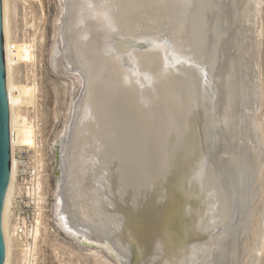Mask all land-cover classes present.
<instances>
[{"label":"bare ground","instance_id":"obj_1","mask_svg":"<svg viewBox=\"0 0 264 264\" xmlns=\"http://www.w3.org/2000/svg\"><path fill=\"white\" fill-rule=\"evenodd\" d=\"M83 1L57 0L51 65L74 77L77 95L53 146L59 228L117 264L130 263L129 242L143 250L142 264H174L167 245L178 253L189 238L195 241L178 264H258L264 250V136L253 117L262 94L255 85L259 49L252 35L258 0L88 3V17L104 27L114 24L108 14L114 10L123 36L157 37L146 44L150 52L132 54L140 58L135 76L148 69L145 81L132 78L141 91L135 84L117 86V63L101 52L104 35L89 28L80 42L85 30L73 25ZM7 3L2 11L13 151L18 98L10 73L34 56L30 43L11 42ZM110 41V47L117 42ZM85 101L90 113L81 123ZM13 179L12 161L8 202ZM171 190L189 228L182 233L177 220H169L167 232L175 237L166 245L165 214L178 204ZM40 229L37 219L24 264H30Z\"/></svg>","mask_w":264,"mask_h":264},{"label":"rangeland","instance_id":"obj_2","mask_svg":"<svg viewBox=\"0 0 264 264\" xmlns=\"http://www.w3.org/2000/svg\"><path fill=\"white\" fill-rule=\"evenodd\" d=\"M7 2L11 42L15 45L20 42L30 43L34 56L31 62H21L13 66L10 73L14 95L18 98L14 107L12 150L19 146L31 151L40 167L41 200L35 220L40 221L41 229L33 247L30 264H117L101 251L79 245L59 228L54 215L56 176L53 146L68 120L71 101L77 97L72 87L74 77L62 75V72L55 70L51 62L58 27V2L57 0H7ZM257 2L255 8L260 12L256 11L252 35L258 41L256 42L259 50L254 74H257L255 85H258L256 86L260 88L262 94L260 106L255 112L258 113H254L253 117L256 122L258 121V125L260 123L264 136V0ZM9 239V264H24L27 257L24 258L23 253L28 245L32 244L31 237L24 244L17 236L10 235ZM258 264H264V250Z\"/></svg>","mask_w":264,"mask_h":264},{"label":"water","instance_id":"obj_3","mask_svg":"<svg viewBox=\"0 0 264 264\" xmlns=\"http://www.w3.org/2000/svg\"><path fill=\"white\" fill-rule=\"evenodd\" d=\"M97 0H84L83 5L79 8L77 12V18L74 19V29H84L85 32L82 33L79 37L80 42H84L88 38V33L86 29H91L94 27L96 33L104 35L103 43L104 45L101 48L103 55L112 56L113 61L117 63V73L119 74L120 81L118 87H126L129 84H135L132 81V78L135 76L134 72L138 69V64L140 63V58L138 56H133L135 52L138 54H145L150 52L149 47L146 46L147 42L157 40V37L154 36H123L121 34V28L118 26V15L114 10L108 12L110 18L113 20L114 24L110 26H103L102 20L99 18L88 17V3L95 4ZM105 0H101L99 5ZM113 1V0H110ZM3 0H0V264H9V252H8V197L7 191L10 182V111H9V102L8 94L6 88V76H5V37L3 30V11H2ZM110 5V4H109ZM91 24V25H90ZM117 40L114 43V46H111L110 39ZM166 43L168 42V36L164 35L161 37ZM120 41L127 42L124 47H120ZM113 44V43H112ZM121 49V50H120ZM112 61V62H113ZM126 64L129 66L127 67ZM140 70V68H139ZM148 70V69H147ZM144 70L139 72L138 79L145 81L148 71ZM138 90H143V88L137 86ZM90 103L85 101L84 109L80 115L79 121L84 122L89 113H90ZM85 161H80L81 169H84L82 165ZM55 173V172H54ZM171 193L174 195L178 204L173 208V211L167 210L165 214V219L163 222L162 228V241L165 242L173 239L175 236H172V233L167 232L169 220L175 219L179 223L181 232H186L189 228L188 222L183 217L182 211V202H179L178 194L173 190ZM89 204H92L90 201ZM86 215V213H85ZM135 227L138 229V221H135ZM140 228V227H139ZM182 232V233H183ZM123 235L128 236L126 229H123ZM195 239L189 238L179 245V252L176 253L173 251V243L167 245L166 250L169 255L174 257V264H178L176 261L181 258V254L185 251V248L192 244ZM124 241H122L123 243ZM124 244V243H123ZM128 248L131 254V260L129 264H142L143 263V250L139 247L133 249L131 242L128 244ZM175 253V254H174Z\"/></svg>","mask_w":264,"mask_h":264},{"label":"built area","instance_id":"obj_4","mask_svg":"<svg viewBox=\"0 0 264 264\" xmlns=\"http://www.w3.org/2000/svg\"><path fill=\"white\" fill-rule=\"evenodd\" d=\"M14 47L10 46V53L14 52ZM12 161L14 179L8 202V232L17 236L24 244L29 240L40 208L41 192L37 189L40 167L32 152L19 146H15L13 152H10V165Z\"/></svg>","mask_w":264,"mask_h":264}]
</instances>
